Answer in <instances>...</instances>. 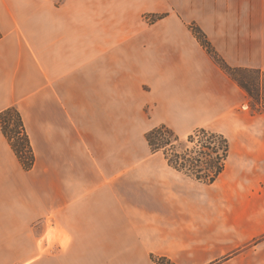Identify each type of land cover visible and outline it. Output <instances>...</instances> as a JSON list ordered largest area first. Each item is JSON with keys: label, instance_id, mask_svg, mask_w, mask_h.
<instances>
[{"label": "crops", "instance_id": "crops-1", "mask_svg": "<svg viewBox=\"0 0 264 264\" xmlns=\"http://www.w3.org/2000/svg\"><path fill=\"white\" fill-rule=\"evenodd\" d=\"M183 1L0 0V112L18 110L35 157L25 171L0 131V264H264V113L188 25L262 72L264 34L228 3ZM233 108L212 184L144 139Z\"/></svg>", "mask_w": 264, "mask_h": 264}, {"label": "trees", "instance_id": "trees-1", "mask_svg": "<svg viewBox=\"0 0 264 264\" xmlns=\"http://www.w3.org/2000/svg\"><path fill=\"white\" fill-rule=\"evenodd\" d=\"M147 17L153 23L165 17V14H150ZM188 28L216 65L246 93L251 110L264 113V72L229 66L195 23H190ZM0 131L22 168L31 170L35 161L34 153L21 115L15 107L0 112ZM144 139L151 152L162 154L170 167L203 184H212L219 177L230 151L229 141L222 133L205 128L196 129L181 139L171 128L160 125L146 132Z\"/></svg>", "mask_w": 264, "mask_h": 264}, {"label": "rangeland", "instance_id": "rangeland-1", "mask_svg": "<svg viewBox=\"0 0 264 264\" xmlns=\"http://www.w3.org/2000/svg\"><path fill=\"white\" fill-rule=\"evenodd\" d=\"M200 2H204V0L183 1V3L186 4L189 8L192 6L194 9L196 5ZM207 2L210 3L211 0H207ZM226 3L230 4V8H231L229 14L230 18H234L237 16L240 17L241 19H247L249 25L255 26V28L253 27L254 29L261 31L264 34V0H216V4L219 5ZM149 15L150 14H146L142 18L144 24L146 25H151L150 19L147 17ZM155 15H164V14L161 13ZM246 108H247L246 112L253 113V111H251V109L248 106ZM240 110L244 111L245 109L233 108L228 113L215 112V114L211 116L209 120L206 122L205 129L213 130L228 136L231 130L239 129L238 115ZM232 120L234 121V123H230ZM185 138L186 137H182L181 139H185Z\"/></svg>", "mask_w": 264, "mask_h": 264}]
</instances>
